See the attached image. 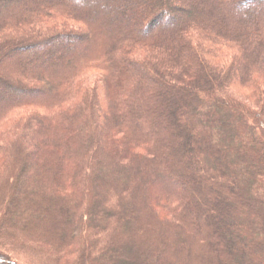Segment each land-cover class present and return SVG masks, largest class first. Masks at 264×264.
Instances as JSON below:
<instances>
[{
    "label": "trees",
    "instance_id": "trees-1",
    "mask_svg": "<svg viewBox=\"0 0 264 264\" xmlns=\"http://www.w3.org/2000/svg\"><path fill=\"white\" fill-rule=\"evenodd\" d=\"M183 1L0 0V264H264V0Z\"/></svg>",
    "mask_w": 264,
    "mask_h": 264
},
{
    "label": "rangeland",
    "instance_id": "rangeland-1",
    "mask_svg": "<svg viewBox=\"0 0 264 264\" xmlns=\"http://www.w3.org/2000/svg\"><path fill=\"white\" fill-rule=\"evenodd\" d=\"M69 3H73V4H75L76 2H75V0H67ZM87 2H85L84 4H86V3H89V4H92V2H91V0H86ZM104 0H99V2H97V3H94V4H97V5H99V6H101V4H102V2H103ZM174 1V3H175V5H181V6H183L185 9H187V10H189V7L184 3V1L183 0H173ZM11 3V2H10ZM8 4L9 6L8 7H10L11 6V4ZM99 3V4H98ZM101 3V4H100ZM80 3H76V5H79ZM80 6H83L82 4L80 5ZM182 7V8H183ZM96 8H98V6L97 7H93V11L95 12L97 9ZM260 10H262V9H254V8H252V10H250V11H248L249 12V14L250 15H254L255 13H257V12H259ZM263 10H264V7H263ZM262 10V11H263ZM190 11V10H189ZM87 12H90L89 10H87ZM248 12H246V13H244L243 14V11L242 12H240V13H238L237 14V16L238 17H243L245 14H247ZM178 15H179V18H180V20H182V19H184V17H185V14L184 13H180V12H178L177 13ZM242 14V15H241ZM240 15V16H239ZM237 16L235 15V17L234 18H236L237 19ZM179 20V21H180ZM175 23H173L172 21H169V22H166L165 21V23L163 22H161L160 24H158L157 25V28L158 29H162L164 26H172V25H174ZM60 27V30H56L55 32H75V33H84L85 32V30L84 29H82L79 25H77V24H75V23H72V24H70L69 26H67V27H65L64 25H61V26H59ZM86 44H87V46H89V44H90V46H89V48H88V55L90 56V57H93L94 55H95V53H96V51H97V47H98V43H96V41H94V39L92 38V36L90 37V36H88V40L86 41V42H84V43H80V44H78V45H70V44H67V43H58V42H55L52 46H49L47 49H41V51H40V49H36V50H34L33 52H31V54H30V57H34V56H36V55H40V56H42V57H44V56H53L54 55V53L57 51V49L58 48H66V46L67 47H70V49H73V50H78V49H81V48H83L84 46H86ZM199 46H200V48L202 49H204L205 48V46H207V43H205L204 41H203V39H201L200 41H199ZM232 53V55H235V56H240L241 55V51L238 49V47H235V50H231V52H230V54ZM204 54H205V52H204ZM227 54H229V52L227 53ZM42 63H43V61H42ZM42 63H38L39 64V66H41L42 65ZM38 69H40V68H38ZM61 70V69H60ZM89 70V69H88ZM87 69L84 71V74L86 73V76L85 77H87L88 78V82H89V85H93V84H98V85H102V81H101V79H102V75L103 74H101L99 71H96V70H94V71H88ZM53 73H55V71L53 72ZM63 73H64V71H63ZM58 73L56 72V75H57ZM62 74V73H61ZM58 76H60V74H58ZM256 79H258V81L261 79V77H260V75L258 74V76L256 75ZM264 80H262V82H263ZM21 82H23V83H25V84H31V85H36V86H39V84L38 83H36V82H34V83H32L31 81H21ZM231 87H232V85H229L228 86V88H230L231 89ZM104 88V87H103ZM102 88V89H103ZM233 89V88H232ZM242 89V92H243V94H245V95H247V96H249L250 95V92H251V87H242L241 88ZM11 91L10 90H6V93L7 94H9V95H11L12 96V98H22L24 95H18V94H16L15 95V93L13 94V93H10ZM40 97V96H39ZM1 258V257H0Z\"/></svg>",
    "mask_w": 264,
    "mask_h": 264
}]
</instances>
